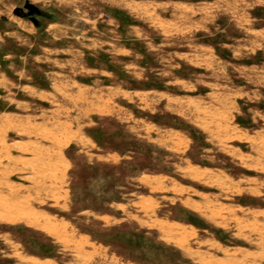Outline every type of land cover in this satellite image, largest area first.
I'll return each mask as SVG.
<instances>
[{
	"label": "rangeland",
	"instance_id": "rangeland-1",
	"mask_svg": "<svg viewBox=\"0 0 264 264\" xmlns=\"http://www.w3.org/2000/svg\"><path fill=\"white\" fill-rule=\"evenodd\" d=\"M0 210V264H264V0H0Z\"/></svg>",
	"mask_w": 264,
	"mask_h": 264
},
{
	"label": "bare ground",
	"instance_id": "bare-ground-1",
	"mask_svg": "<svg viewBox=\"0 0 264 264\" xmlns=\"http://www.w3.org/2000/svg\"><path fill=\"white\" fill-rule=\"evenodd\" d=\"M15 193V192H14ZM4 199H5V197H4ZM7 200V199H6ZM11 200V199H10ZM13 200V199H12ZM5 201V200H4ZM14 201V200H13ZM10 202V203H13V204H11V205H9L8 203H7V201H6V203L5 202H1V204H3V203H5V205H9V206H11V207H15L16 208V204H18V203H14V202ZM18 206H20V204H18ZM18 206H17V208H18ZM3 207V206H2ZM8 208V207H7ZM7 208H5L6 210H8ZM4 209V208H3ZM17 211H18V209H16ZM29 210V209H28ZM1 211V210H0ZM15 211V210H14ZM25 211V210H24ZM10 212V211H9ZM12 212V211H11ZM28 212V211H27ZM8 213V212H7ZM6 213V214H7ZM11 214V213H10ZM1 216V215H0ZM40 220V219H39ZM53 229V228H52Z\"/></svg>",
	"mask_w": 264,
	"mask_h": 264
}]
</instances>
